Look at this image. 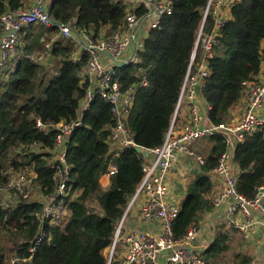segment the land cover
I'll return each instance as SVG.
<instances>
[{
	"label": "trees",
	"instance_id": "trees-1",
	"mask_svg": "<svg viewBox=\"0 0 264 264\" xmlns=\"http://www.w3.org/2000/svg\"><path fill=\"white\" fill-rule=\"evenodd\" d=\"M32 1L0 0V16L26 8ZM208 1L170 0L171 13L148 31L139 62L116 69L121 92L135 86L131 88L133 104L126 126L136 146L155 149L164 141L197 35L201 31L209 36L215 29L212 13L204 17ZM230 5L229 16L222 20L215 37L213 56L208 59L209 76L203 90L204 101L211 107L207 119L213 126L230 121L242 83L259 75L263 60L264 0H232ZM143 12L138 9L135 13L139 16ZM126 13L124 0H49L48 14L54 25L25 28L20 55L12 62L15 69L0 72V189L7 186L11 173L32 171L37 192L34 198L15 195L12 204L0 207V264L9 263L12 257L19 258L15 264H106L117 224L140 183L147 158L133 148L124 149L112 159L117 171L110 176L108 189L101 188L100 178L107 174L110 162L108 129L115 121L111 105L96 96L83 113L82 125L67 142L69 169L59 167L68 177L67 215L56 224L42 223L44 203L39 194L51 196L58 184L53 169L56 131L49 128L44 132L37 122L56 125L75 121L90 86L89 78H79L87 54L76 52L73 39H56L45 50L51 36L58 35L56 24H71L76 34L84 32L99 39L121 31ZM45 52L50 64L59 66L49 80L44 63L34 55ZM201 58L198 44L195 62ZM263 132L264 124L259 132L235 145L231 158L238 169L237 191L248 200L264 185ZM200 141L204 146L195 151L204 164L197 167L185 187V199L171 226L175 240L184 237L201 215L211 210L210 175L229 148L220 134ZM40 233L44 238L34 246ZM230 245L231 233L219 228L201 256L206 264H251L247 255L225 256Z\"/></svg>",
	"mask_w": 264,
	"mask_h": 264
},
{
	"label": "built area",
	"instance_id": "built-area-1",
	"mask_svg": "<svg viewBox=\"0 0 264 264\" xmlns=\"http://www.w3.org/2000/svg\"><path fill=\"white\" fill-rule=\"evenodd\" d=\"M124 2L127 13L121 31L93 39L84 32L76 34L71 24L57 23L58 35L51 37L44 45L48 51L56 39H73L79 51L87 54V61L79 78L82 81L86 77L89 78L90 86L80 103L75 121L56 125H42L37 122L38 128L44 132L49 128L56 131L53 150V162L56 166L53 169L56 171L58 184L51 196L43 197L39 194L44 203L42 223L50 221L56 224L67 215L65 199L69 193V186L66 184L68 177L59 167L62 166L65 171L69 169L66 164L67 142L75 129L82 125L83 113L96 96H101L111 105L115 121L108 129L110 162L105 176L110 178L117 171L112 164L113 158L124 149L136 147L126 126V119L133 104L131 88L135 86L121 92L115 77L116 69L139 62L138 55L143 50L148 31L157 27L161 19L171 13V4L170 0H124ZM48 3L49 0H33L26 8L8 11L0 16V72L9 66V62L18 59L20 54L17 46L25 28L32 25L48 28L54 25L48 14ZM230 3L227 6L229 9ZM208 6L204 11V17L208 13ZM138 9H143V14L138 16L135 13ZM222 20L224 21L217 20L211 35L204 36L201 31L197 35L196 46L189 59L170 126L162 145L155 149H147V156L144 157L147 161L142 166V178L117 224L114 239L107 251L106 264H205L200 258L204 250L193 246L201 233L198 223L192 225L181 239L173 238L171 226L181 204L168 199L169 177L180 158H192L197 166L203 165L204 161L194 150V145L202 138L215 134H220L229 147L219 158L210 175L213 188L219 181V191L214 188L210 198L211 205L216 208L225 206L224 214L217 216L220 226L234 229L240 236L249 240L257 225L251 211L261 212L264 219V185L257 188L253 199H245L237 191L238 172L233 169L231 162V152L234 151L235 145L259 132L264 124V76L258 79L259 73L254 80L242 83L241 97L237 103L240 115L237 118L218 126H213L207 119L211 107L204 101L203 90L209 76L208 59L213 56V47L217 45L215 37L223 23ZM198 44L202 49V58L195 62ZM48 59L47 52L37 56V60L44 65ZM236 107L238 108V105ZM183 108L186 110V120L179 124L178 116ZM34 178L32 171L11 173L7 186L0 189V207L12 204L15 195L32 198L36 193L32 182ZM27 179L31 182V192L29 187L24 185ZM8 191L13 194L12 197L7 195ZM133 208L137 209L139 223L157 222L156 236L135 229L125 230L124 224ZM43 238V234L40 233L34 246L39 245ZM34 249L35 247H32L29 251L32 253ZM17 261L18 257H12L7 264H15Z\"/></svg>",
	"mask_w": 264,
	"mask_h": 264
},
{
	"label": "crops",
	"instance_id": "crops-1",
	"mask_svg": "<svg viewBox=\"0 0 264 264\" xmlns=\"http://www.w3.org/2000/svg\"><path fill=\"white\" fill-rule=\"evenodd\" d=\"M216 4L219 5V10L214 11L215 16V24L217 20L226 19L229 16L230 9L227 7V1L228 0H216ZM230 3V1L228 2ZM212 13V15H213ZM261 52L263 55V60L260 67V75L258 79L264 76V40L261 42ZM51 61L48 59V63L50 64ZM238 108L235 106L231 111V118H237L240 115L239 111V104ZM186 120V110L183 108L178 116V123H183ZM233 154V151L231 152ZM196 164L195 160L192 158H180L176 162L175 168L173 173L169 177V193H168V199L172 202L182 203L184 200V194H185V179L184 177L187 175V173L192 168V165ZM232 167L235 171H238V169L235 168V166L232 164ZM100 186L103 190L108 189L109 187V178L107 176H102L100 178ZM217 185L214 187L217 191H219V181L216 182ZM212 189V192L210 193L209 198L213 195V191L215 189ZM212 206V205H211ZM225 211V206L221 205L218 208L213 207L209 212H206L201 215L198 226L200 228V236L194 243V247L199 250H206L211 243L214 241L216 231L219 228H224L226 230H229L231 235L237 234L240 236V234L234 230L225 227L224 225L220 227H216L215 221L218 220L217 216L223 215ZM137 209L133 208L130 215L128 216V220L126 222L125 230L129 229H135L139 231L147 232L153 236H156L158 234V224L157 222H153L151 224H141L138 221L137 217ZM251 215L256 221L257 225L254 231V234L250 237L248 240V243L250 245V253L249 257L251 259V264H261L264 260V219L261 212L252 210ZM214 230V231H213ZM241 237V236H240ZM203 252H201L202 254ZM200 254V258L203 260L202 256ZM206 264V263H205Z\"/></svg>",
	"mask_w": 264,
	"mask_h": 264
},
{
	"label": "rangeland",
	"instance_id": "rangeland-1",
	"mask_svg": "<svg viewBox=\"0 0 264 264\" xmlns=\"http://www.w3.org/2000/svg\"><path fill=\"white\" fill-rule=\"evenodd\" d=\"M210 1V2H209ZM208 1V4H207V6H208V13H213V10L214 11H217V10H219V5L218 4H216V0H209ZM229 1H231V0H228L227 1V6H228V2ZM207 13V14H208ZM51 37H55V35H52ZM19 46H20V42H19V44H18V46H17V51L19 50ZM79 48L78 47H76V52H79ZM19 52V51H18ZM41 53H36V54H34L35 56H39ZM78 54V53H77ZM34 56V57H35ZM8 67L7 68H11V71L12 70H14L15 69V66H14V64L12 63V62H9L8 63ZM44 67H45V71L47 72V74H49L48 75V80H49V78L51 77V75H56L57 74V72H58V69H59V66L56 68V65H55V63L53 62V63H51V64H49L48 63V60H47V62L45 63V65H44ZM51 74V75H50ZM48 80L44 83V87L47 85V82H48ZM232 119V118H231ZM201 142V141H200ZM200 142H198L197 144H195L194 146H195V148H194V150H196L197 149V147H200V148H202V146H204V145H202V142L200 143ZM197 165L196 164H194V165H192V168L190 169V171L187 173V175L184 177V179H185V183H184V187H186V185H187V183H188V181L194 176V173H195V171L197 170ZM24 185H26V186H28L29 187V189H30V192H31V182H30V180L29 179H27V180H25L24 181ZM7 195L10 197H12V195L13 194H11V192H7ZM37 196V192L36 193H34V195H33V197L32 198H34V197H36ZM185 194H184V199H185ZM13 201V200H12ZM11 201V202H12ZM127 220L128 219H126V222H127ZM126 222H125V227H126ZM215 225H216V227L218 228V227H220V222H219V220H216L215 221ZM251 251H250V245H249V243H248V240L246 239V238H244V237H240V236H238L237 234H232L231 235V245H230V248H229V251L225 254V256H227L228 258H235L234 256H235V254L236 253H240V254H243V255H247V256H249V253H250ZM215 264H229V263H226V262H217V263H215Z\"/></svg>",
	"mask_w": 264,
	"mask_h": 264
},
{
	"label": "water",
	"instance_id": "water-1",
	"mask_svg": "<svg viewBox=\"0 0 264 264\" xmlns=\"http://www.w3.org/2000/svg\"><path fill=\"white\" fill-rule=\"evenodd\" d=\"M56 25H58V24H56ZM134 150H135L137 153L142 154L143 157H146V156H147V149H143V148L140 147V146H136V147L134 148Z\"/></svg>",
	"mask_w": 264,
	"mask_h": 264
}]
</instances>
